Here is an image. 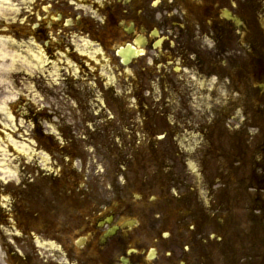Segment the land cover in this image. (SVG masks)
<instances>
[{
  "label": "flooded vegetation",
  "instance_id": "af4514ba",
  "mask_svg": "<svg viewBox=\"0 0 264 264\" xmlns=\"http://www.w3.org/2000/svg\"><path fill=\"white\" fill-rule=\"evenodd\" d=\"M40 4L44 13L39 20L52 23L38 27L34 38L43 43L49 59L61 55V61L76 71L64 68L61 85L39 83L38 105L30 96L13 101V112L26 126L15 122L6 129L14 140L32 138L49 158L29 163L22 155L24 159L16 162L18 175L5 180L0 176V248L5 251L0 264H77L82 249V256L94 263H108L116 255V264H122V258L125 264H168L160 260L158 247L142 246L140 232H131L139 221L123 226L129 219L127 209L140 212L141 206L132 209L122 186L112 185L110 190L107 181L94 180L76 166L77 150L88 147L79 142L100 139L103 145L118 148L119 165L137 166L145 182L160 181L161 167L166 168L167 181L175 182L167 189L168 199L178 198L188 204L189 213L201 217L197 183L185 174L190 158L199 155L183 144H192L195 138V149L202 153L198 160L211 164L205 158L211 151H203V143H213V163H219L222 90L234 112L239 77L252 100L259 98L252 88L264 93V0H40ZM62 20L70 21L81 35L78 43L66 40L64 35L73 32L65 31ZM9 32L17 38L25 33L14 26ZM83 39L103 53L91 57L81 51ZM102 63L119 75V89L111 88L98 73ZM257 103L263 107L261 99ZM255 114L263 123L254 124L256 132L246 137V143L256 149L253 166L264 180V107ZM198 160L210 204L220 179L206 176ZM142 197L137 193L133 198ZM195 228L194 223L183 222L161 233L171 242L169 257L179 259L178 241L184 242L182 252L187 253V230ZM176 229L181 233L175 234ZM202 230L201 224L197 232Z\"/></svg>",
  "mask_w": 264,
  "mask_h": 264
},
{
  "label": "rangeland",
  "instance_id": "374dc122",
  "mask_svg": "<svg viewBox=\"0 0 264 264\" xmlns=\"http://www.w3.org/2000/svg\"><path fill=\"white\" fill-rule=\"evenodd\" d=\"M38 6L39 0H0V23L3 25L4 22L15 21L17 18L23 20L24 15H33L31 11ZM39 14L36 10L34 16L37 18ZM1 33L3 31H0ZM66 40L78 43L79 37L70 33L67 35ZM66 40H64L63 46H65ZM35 46L34 42L10 41V39L8 41L4 36H0V121L5 126H16L15 122L26 126L22 118L19 117L15 121V118L9 113L7 105L10 104L12 96H30V102L38 105L41 101V95L37 90L39 83L61 85V77L65 71L64 65L60 66V68L62 66L63 68L58 72L54 69L50 70L52 74L39 72L30 60L31 48H35ZM34 48L33 50H35ZM26 59L31 64H28ZM12 60H14L13 64ZM61 60H63V57L59 55L55 61L61 62ZM24 63L29 68V72L24 69L26 68L23 65ZM98 69V72L106 73L102 67L99 66ZM109 69H111V66L108 67ZM112 80H116L114 88L118 87L116 89H119L117 83L119 82V75L116 72ZM95 91L96 93L99 92ZM251 91L257 92L256 96H259V98L252 100L247 93V88L243 89L241 93L239 92L238 98L241 100L238 102L237 119H221L223 131L220 139L221 147L218 149L220 151V157H217L219 163H213V143L207 145L209 143L207 140L203 143V151L207 148L211 151V154H205V158H208L211 164L200 161L202 153H198L195 149L194 145L198 144L195 138H193L192 144H183L192 153L199 155V157L190 158L196 165L188 164L189 168L186 167L187 172L185 174L191 176L192 180L197 183L202 203L196 206L204 209L202 213L204 219L202 221L200 219L202 216L199 217L197 212H188V204L183 203L176 197L168 199L167 189L169 185L175 184V182L167 181L166 168L161 167L162 171L159 172L161 174L160 181L145 182L142 181L137 166L125 167L124 165H118L117 162L122 157L118 148L103 145L102 142H99L100 139L95 140L94 143L79 142V144L88 147L79 149L77 152V167L82 169L84 174L92 175L94 180L102 179L104 184L107 181L110 190H112V185L122 186L128 194L129 205L132 209L136 205L141 206L140 212L137 208L132 212L127 209L125 216L139 219L140 224L131 232H140V244L142 246L158 247L160 260L168 262V264H179L178 262L181 260L185 264H264V192L260 189L262 179L260 175L258 176L259 171L257 167L253 166L252 155L256 149L246 143L248 130L251 132L254 130L249 125L253 126L257 122L255 108H263L259 107V103L256 104L257 101L261 99L262 106H264V93L258 91L256 87L252 88ZM110 110L112 113L115 112L112 108ZM251 120L252 124H250ZM77 125L80 128L84 127L83 124L77 123ZM211 139L214 140V137L211 136ZM3 141H0V146H5ZM18 141L19 144L22 142V140ZM24 144L27 146L26 150L32 153L35 152L33 144ZM5 148L7 155L0 151V158L6 157L9 160L10 150L6 146ZM39 155L45 156L40 153ZM158 157H160V152ZM196 160L205 166L206 176H216L217 179H220L219 182L214 184L216 191L211 195L210 204H207L209 195L204 185L205 175L199 173L200 168ZM123 177L127 181H123ZM116 181H119L120 184ZM14 184L16 185L17 182H14ZM135 193H143L142 199L138 201L136 198L134 199ZM132 195L134 196L132 197ZM145 206L151 207V210L143 209ZM183 222L187 224L194 223L197 228H195L196 231L187 230L190 239V241H186L190 247L187 253L182 252V243L184 242H177L175 248L179 259L174 260L172 256L169 257L166 253L168 248L171 247L170 240L160 235L163 231L170 229L173 224L181 225ZM201 224L203 230L197 232ZM186 227L184 226L185 229ZM174 232L180 234L181 230L176 229ZM218 237H221V240H218ZM131 244H133V238ZM131 244L130 247H132ZM82 254L83 249L82 251L78 250L77 264H116L114 262L116 255L110 257L108 263H94L88 261V259L86 260V257Z\"/></svg>",
  "mask_w": 264,
  "mask_h": 264
},
{
  "label": "bare ground",
  "instance_id": "6f19581e",
  "mask_svg": "<svg viewBox=\"0 0 264 264\" xmlns=\"http://www.w3.org/2000/svg\"><path fill=\"white\" fill-rule=\"evenodd\" d=\"M85 44H88L87 42H85ZM96 51H98V50H94L91 54V56L92 57H94V53L96 52ZM5 54L7 53V52H4ZM32 58L33 59H35L34 60V65H38V64H42V63H44V60L42 59V57H40L39 55H37V54H32ZM13 61L14 60H12V64H13ZM27 61V60H26ZM27 63H29V61H27ZM24 65V64H23ZM9 67H14V66H9ZM40 67V66H39ZM42 71H44L45 69L43 68V65L41 66V68H40ZM21 149H24L23 147H21ZM1 151L3 150V149H0ZM4 155V154H3ZM0 170H1V173H15L16 172V169L15 168H13L12 167V165L10 164V162L7 160V159H5L4 157H2V158H0Z\"/></svg>",
  "mask_w": 264,
  "mask_h": 264
}]
</instances>
